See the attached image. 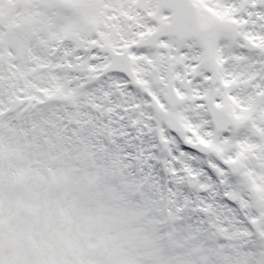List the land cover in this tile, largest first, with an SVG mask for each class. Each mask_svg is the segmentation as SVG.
<instances>
[{"label": "rangeland", "instance_id": "rangeland-1", "mask_svg": "<svg viewBox=\"0 0 264 264\" xmlns=\"http://www.w3.org/2000/svg\"><path fill=\"white\" fill-rule=\"evenodd\" d=\"M15 1L18 6L22 3L21 6L24 8L22 13L10 10V5H16ZM229 1L226 0L225 5L230 3ZM249 1L245 0V6L242 7L240 14L235 8V14L232 17L240 24L237 30L240 31L242 36H246L249 33L251 24L248 20L256 17L259 21V38L263 40L264 0H258V2L257 0H253L256 7L254 4L253 6H248L247 3ZM209 3L214 6L213 0H209ZM28 5H30V0H0V28L3 30L4 26L7 27V32L11 35L9 37L11 38V42L17 45L19 49L17 38L19 42L22 40L24 42L25 40L29 41L33 36L35 40L37 39L38 46L44 49V52H48L47 47L50 38L52 37L53 40L57 39L63 26L59 23L60 21L49 25L46 24L45 17L47 16L46 12H48V9L41 8L40 6L37 7V16H34L36 21L34 19L28 21L30 16V7ZM33 7L36 10L35 5ZM15 15L17 17H14ZM58 15L63 16L64 14L58 13ZM16 22L18 23L16 24ZM30 22H35L37 35L36 33L33 34L32 32L29 33L23 30V26L30 24ZM13 26H16L17 29ZM245 31L247 32L243 34ZM228 36H230V33H213L204 27L201 37L214 39L221 37V40L227 42L229 40ZM242 36H239V38ZM201 37H199L198 41L202 39ZM237 40L239 42L240 39ZM148 53L149 51L146 50L141 53L142 55L140 54L142 57H139L140 55L137 56L134 64L146 60ZM41 79H35L38 86L32 88L33 96H30L29 91L23 90L22 92L26 97L23 101V105L26 107L23 109L27 110V113L37 110L36 108L40 103L54 106L55 102L58 103L59 101L52 99H64L63 91L65 95H68L67 98L74 100L73 93H69L66 89L63 90L61 85L57 89L59 91H55L56 95L51 96L52 94L48 90V85L43 83V80H46V78H43L42 82L40 81ZM111 82L109 83V81L103 79V95L104 90L107 89V85L114 87L111 88L112 91L115 88H120V86L124 88V80L122 78L111 79ZM156 83L159 82L156 81ZM116 89L114 90L115 92H117ZM111 90L110 97L103 98L104 102H110L113 95ZM118 92L120 91L118 90ZM123 95H126L125 92L124 94H120V96ZM1 99L5 103L2 110H5L6 114L8 99L4 96ZM122 104L125 106L126 101ZM80 105L85 106L87 104L81 103ZM114 108H117V106L111 103L102 108L100 112L108 111L111 114ZM53 110L60 111L57 107ZM244 111H246L243 112L244 118L234 115L237 118L232 119V128L238 126L240 130H246L245 125H242V128L240 127L241 124L239 125V123H244L247 120L248 111ZM124 112H126V109ZM118 114L120 115V113ZM60 117L58 116L55 119L56 122H61V127H63L62 122H64V118L60 119ZM101 118L104 120L106 117L103 114ZM262 118H264L263 115ZM69 119L73 122L76 121L74 115ZM106 125L111 126L110 124ZM247 129L248 133L249 130L252 133V128L248 127ZM1 136L3 137V134ZM23 137L26 138L25 129ZM235 137L238 138L239 133H236ZM61 138L60 143L52 140L48 151L43 148L45 153H48L49 163L48 165H44L40 162L39 167L34 169V171L27 168L30 166L31 159H27L26 166V158L24 159L23 154L22 156L20 154L21 144L18 149L13 150L9 143L0 144L1 148L4 149L3 154L5 152L7 154L4 163L2 160L0 162L3 168V170L0 168V172L5 173L2 180L3 190L0 195L1 197L2 195H8V201L0 198V264H51L49 260L54 262V264H59L64 259L67 260L66 264H76L74 260L77 256L84 258L86 264V260L90 261V259L94 261L96 259L98 264H255L257 261L260 264H264V257L254 258L253 252H251V256L247 260L242 262L243 259H241L238 249L246 243V240H240L242 242L240 245L237 240V243L233 241L234 234L236 233L234 230L236 224L240 225L239 220H236L237 217L234 215L235 211L233 209L229 208L226 211L223 208L215 206L218 199L216 195L215 197L208 195V201L205 205L196 204L195 198L202 199L203 196L193 195L186 197L185 192H181L180 196L176 195L177 192L173 195L174 199L177 198L179 200V206L185 205L187 210V213L177 216L178 221L182 224L179 225L180 248L175 243L173 249L167 255H164L156 236V239H154L156 243L154 249L149 253L148 249L145 248L148 242L144 237L141 220L134 217V212L122 214L117 209L122 208L126 210L128 205L123 200L125 199L126 203H128L132 191L136 190L137 193L138 191L142 193V190L140 191L137 186L134 189L132 185H121L116 176L118 173H126L125 164H134V155L132 156L128 153V155L117 157L115 154H117L120 148L113 141L108 140L106 146L101 144L100 155L102 157L106 156L111 169H114L110 171L109 164L108 166L104 165L105 162L101 156L95 157L98 158L99 163L94 162L92 154L87 150L86 153L89 155L84 156V151L80 148L84 141L80 142V139L77 137L72 146V144H69L65 140L63 134H61ZM42 139L43 134L41 132L39 140L41 141ZM198 139L201 140V138L196 137V140ZM208 141L210 142V140ZM150 152L153 154V151ZM67 153L70 155H67ZM158 160L162 161L161 158H158ZM150 163H154L153 158ZM84 164H86L85 168L81 169ZM81 170H84L85 176H82ZM87 170L89 171L88 173ZM35 172L43 176L44 182L42 184L46 183L47 180L49 182V198L45 200H43L44 192L42 187H40L41 183L38 184L39 181H36ZM1 173L0 175H2ZM66 175L71 180L65 178ZM135 179H137L136 176ZM34 180L36 183H32ZM88 186L93 191L92 194L87 193ZM113 189L118 191L119 194L113 195ZM245 191L246 189H243L240 192L242 195L234 196H237L238 199L239 197L242 198L246 205H251L252 201H255L254 195L246 194ZM155 192L161 193V188H155L151 195ZM257 200L261 199L258 198ZM257 200L254 203L258 210L260 207L259 212L262 215L260 216V223L264 226V204H262V200L260 202H257ZM36 210L39 211L40 215L35 220L43 224V231L45 232L42 238L34 230L35 222L33 217H35ZM250 214L251 217L253 216L252 218L256 217L252 212ZM204 219L210 227L205 231L207 238L202 235L200 228L194 226L197 225L203 228L202 221ZM196 220H198L197 223ZM152 222L154 225L156 224L154 219ZM149 226L153 227L151 222L147 223L145 221L144 227L149 229ZM214 229L216 230L214 231ZM238 231L241 234L244 232L241 227H238ZM221 236L224 238H221ZM218 240H223L225 244L221 243L222 245H220ZM36 241L38 242L37 244ZM177 249L179 251L173 256ZM37 251L39 254L42 252L44 260L37 258Z\"/></svg>", "mask_w": 264, "mask_h": 264}, {"label": "bare ground", "instance_id": "bare-ground-1", "mask_svg": "<svg viewBox=\"0 0 264 264\" xmlns=\"http://www.w3.org/2000/svg\"><path fill=\"white\" fill-rule=\"evenodd\" d=\"M220 1L221 0H214V3L216 4L217 9H219L217 11V15L218 16H217L216 23H223V19L226 18L225 12L223 11V7H221V5H219L220 4ZM221 3H223V2H221ZM226 23L228 24L229 21H227ZM214 28H215V30H214L215 33H220L221 32V29L218 28L217 26H214ZM229 31H230L231 34H233L234 36L238 37L237 30H236V28L234 26H230V30ZM211 42H212V39H208V38L206 39V47H205L206 48L205 49L206 50V55H210V53L213 51V47L211 46ZM223 47H225V50L228 49L227 48V44L226 45H223ZM260 48H261V50H264V47L260 46ZM213 63H214V61H210L209 64H208V66L205 67V70L208 71V69H212ZM233 63H234V61H232V63H228V65L230 66V72H232L233 74L236 75L239 85L243 83L244 76L245 75H248V74H249V76H248V82L249 81H256V82H258L260 80L259 77L256 76V74L253 73V66H254L253 63H251L249 65V67L246 68L247 70L244 71V73H243V71H239L240 67H238V66H236V71H235L233 69V66H232V65H234ZM215 74H216L215 77L218 78V81H219V84H220V87L218 88V97L221 99V96H222V94L224 92V89H225L224 88V82L221 81L223 76L220 75L218 73V71H216ZM197 86L198 87L204 86V84L202 83V80L199 81V83H198ZM203 93H207L206 89L203 90ZM255 95L256 94L253 93V95L251 97H249V99H248L247 97L243 96V94L239 90L238 93H237V99L238 100H252L253 99V96H255ZM186 107H184V110H185ZM192 109H190V113L192 115L191 117L194 120L193 124H194L195 128H197L198 130H196V131L191 130L190 133L193 134V135H195L197 132H200L203 137H206L207 134H208V132H207V123L202 118L201 110L200 109H197V108H192ZM259 112H260L259 109H256V111H254V113H256L255 114L256 115V120L261 125L260 128H263L264 129V119L259 115ZM37 121H38V119L36 120V122ZM39 123L45 129L47 127H49V129H50L52 122H51V118H50V112L47 109L45 111H42L41 117L39 118ZM37 124H38V122H37ZM0 128H1V124H0ZM101 130L104 131V128L102 127ZM253 135H256L257 136L258 133H255ZM247 137L249 139L247 141H245L244 143L243 142L239 143V145H238L237 148L240 149V150H242L244 152L246 162L251 166L250 170H252V172H253L254 175H257L255 169H253V168L256 165V161L259 158V153H260V149H261L262 146L260 145V147H258L257 145H254L252 142L248 143V141H251L254 138H253L252 135L247 136ZM9 138H11V136ZM263 138H264V133H263ZM9 141H11V139H9ZM249 146H251L250 150L247 149ZM252 146H256L257 147V151ZM31 153H34V151L27 148L26 149V153H25L26 154V157L29 156ZM178 153H180L179 150H178ZM221 153H222V147H221ZM42 159H44V156H42ZM32 171H34V170H32ZM34 175L36 177V181H39L38 184L44 182V178H43V176L41 174H39L38 172H35ZM120 176L122 177V175H119V177ZM122 183H124V185H129L130 184V183L125 182V181H122ZM46 185H47V183H44L42 185L43 189L45 188ZM255 190H256L255 195H261L262 198L264 199V190H262V191L259 192V188H256V187H255ZM45 195H47L46 192H45ZM1 198L4 201H8L7 200L8 195H2ZM31 198H33V197H31ZM8 206H10V205L8 204ZM117 209L122 214H124V213L131 214L132 212H134L135 213V215H134L135 218H141V219H143V222L141 223V226H143V229L142 230L144 232L145 240L148 242V244L145 245V248H147L148 249V252L151 253V251H153L154 246L156 244L154 242V239L155 238L154 237L152 238L151 233L152 234H156V232H153V229H150V228L149 229H146L144 227V222L145 221L148 222V220L150 219L151 216L153 217V216L156 215V208H155L154 204L151 203V202H150V204L148 202H146L144 205H143V203L142 204H136V205H134V208L128 206L126 208V210L125 209H122V208H117ZM42 210L45 212L44 209H42ZM35 212H36V214H35V217H34V222H35V228L34 229H35L36 233H39L41 235V238H42V236L45 234V232L43 231V225L41 223H37L36 220H35L36 217H38L40 215V213L37 210ZM46 214H48V213H46ZM144 218H146V220H144ZM42 244H43V239H42ZM37 258H39L41 260H44V256H42V252L39 254L38 251H37Z\"/></svg>", "mask_w": 264, "mask_h": 264}]
</instances>
